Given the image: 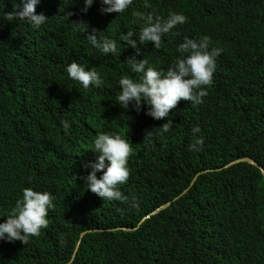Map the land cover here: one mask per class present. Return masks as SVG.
Wrapping results in <instances>:
<instances>
[{"label": "trees", "instance_id": "trees-1", "mask_svg": "<svg viewBox=\"0 0 264 264\" xmlns=\"http://www.w3.org/2000/svg\"><path fill=\"white\" fill-rule=\"evenodd\" d=\"M148 2L117 14L101 12L99 0L86 12L83 0H40L35 11L47 18L33 28L7 19L19 0H0V221L22 188L53 196L47 228L26 244L0 241V264H264V0ZM169 12L185 23L163 34L159 49L138 43L137 59L166 70L185 37L205 35L221 52L202 102L178 101L160 135L165 119L145 115L143 105L123 110L115 97L121 75L138 78L126 60L136 50L121 34ZM77 24L115 40L117 54L92 48ZM71 61L95 68L103 85L69 79ZM194 126L203 138L196 151ZM101 132L129 139V178L117 186L127 200L84 187ZM245 158L256 165H230Z\"/></svg>", "mask_w": 264, "mask_h": 264}, {"label": "clouds", "instance_id": "clouds-1", "mask_svg": "<svg viewBox=\"0 0 264 264\" xmlns=\"http://www.w3.org/2000/svg\"><path fill=\"white\" fill-rule=\"evenodd\" d=\"M137 1L99 0L100 11L120 14L129 6H136ZM39 2L40 0H19L7 19H20L33 28H38L47 18L42 12L35 11V6ZM93 2L94 0H83L81 11L86 12ZM144 6L150 7L148 0H144ZM141 19L143 23L139 26L138 32L129 30L121 34L120 39L136 50L135 54L126 60L130 71L138 74V78L132 79L128 75L119 77L117 80L119 94L115 97L116 104L126 111L131 106L137 112L143 105L145 115L154 120H161L169 116L170 109H173L181 99L193 105L201 103L202 97L207 95L206 86L212 83L216 57L221 49L210 45V38L206 35L195 39L185 37L178 44L176 51L179 55L171 65L166 70L154 68L147 59L136 58L140 53L137 44L144 45L151 42L154 48L159 49L163 34L169 33L177 25L184 24L186 17L181 13L169 12L165 18H154L150 13ZM73 30L85 33L88 43L100 53L117 54L116 41L103 36L98 38L97 34L100 32L95 29L87 32L86 25L81 29L77 24ZM64 71L69 79L78 82L84 89H88L90 85L98 88L104 83L95 68L86 69L85 65L75 61L65 64ZM172 123L165 119L159 127V134L168 133ZM60 125L66 133L70 130L68 121L61 120ZM200 131L198 126L191 129L193 142L189 145L190 150H199L203 144V138L197 136ZM90 149L97 155L95 162L90 163V171L83 177L84 187L102 200H127L128 197L124 196L117 186L124 185L129 178L127 167L131 152L129 139L120 133L101 132L95 136ZM98 172L99 177H97ZM206 172H200L198 175ZM131 204L133 207L136 206L135 197L131 198ZM165 205L171 206V204L163 206ZM52 208L53 196L48 191L34 190L30 187L22 188L19 198L15 200L9 213L2 215L5 219L0 221V241L18 240L26 244L30 237L38 236L41 229L47 228V216Z\"/></svg>", "mask_w": 264, "mask_h": 264}, {"label": "water", "instance_id": "water-1", "mask_svg": "<svg viewBox=\"0 0 264 264\" xmlns=\"http://www.w3.org/2000/svg\"><path fill=\"white\" fill-rule=\"evenodd\" d=\"M240 162H247V163H249V164L256 165L255 162H254L253 160L249 159V158H245V159H242V160H238V161L232 162L230 165H234V164H237V163H240ZM259 169H260V171L263 172V174H264V169L261 168V167H259ZM166 207H167V205L161 207L159 210H162V209H164V208H166ZM159 210H158V211H159ZM158 211L154 212V214H156ZM84 235H85V233H83V234L81 235V238H82ZM79 245H80V241H79L78 244H77L76 250H75L74 253H73V256H72L71 261H72V260L74 259V257L76 256V253H77V250H78ZM68 264H70V262H69Z\"/></svg>", "mask_w": 264, "mask_h": 264}, {"label": "rangeland", "instance_id": "rangeland-1", "mask_svg": "<svg viewBox=\"0 0 264 264\" xmlns=\"http://www.w3.org/2000/svg\"><path fill=\"white\" fill-rule=\"evenodd\" d=\"M160 211V210H159Z\"/></svg>", "mask_w": 264, "mask_h": 264}]
</instances>
